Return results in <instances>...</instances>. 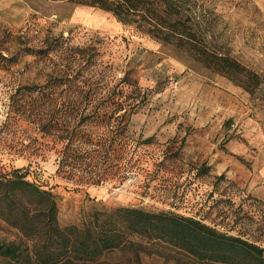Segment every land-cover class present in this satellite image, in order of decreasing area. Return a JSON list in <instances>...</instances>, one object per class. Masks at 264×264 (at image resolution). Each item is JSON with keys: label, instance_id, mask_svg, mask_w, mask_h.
Listing matches in <instances>:
<instances>
[{"label": "rangeland", "instance_id": "obj_1", "mask_svg": "<svg viewBox=\"0 0 264 264\" xmlns=\"http://www.w3.org/2000/svg\"><path fill=\"white\" fill-rule=\"evenodd\" d=\"M169 1L179 4L209 48L264 77V0ZM26 47L47 48V54H28ZM0 51L17 55L0 66L1 169H17L51 188L62 225L101 204L164 209L264 247V78L249 92L137 23L75 0H0ZM127 70L138 96L123 131L116 123L91 122L80 128L98 145L70 138L67 128L85 110L86 87L79 92L65 79L58 87L51 81L68 74L82 86L92 78L94 106L96 95L111 92ZM31 85L49 100L41 103ZM42 122H48L45 131ZM68 139L90 151V165L69 158L62 165ZM96 147L99 154L91 151ZM138 239L142 264H210L161 241ZM0 241L30 244L1 218Z\"/></svg>", "mask_w": 264, "mask_h": 264}, {"label": "trees", "instance_id": "obj_2", "mask_svg": "<svg viewBox=\"0 0 264 264\" xmlns=\"http://www.w3.org/2000/svg\"><path fill=\"white\" fill-rule=\"evenodd\" d=\"M75 1L111 12L125 24L137 23L143 32L173 44L204 67L227 76L249 92L260 86L264 78L235 56L220 54L209 48L204 38L194 29L189 16L181 12L177 3L169 0ZM24 50L28 54H47V48L26 47ZM80 50L82 51L81 48ZM16 61V54L5 55L0 51V66ZM85 61L90 60L87 57ZM128 71L114 83L111 92L95 94L98 100L94 106L93 94L90 92L96 89L97 84L92 78H84L82 86L75 83L76 76L68 74L65 78L62 74L51 81L58 87L64 84L65 79L68 87L72 86L79 92L86 87L82 94L85 110L77 124L67 128L70 138L75 136L83 138L76 139L79 142L98 145L99 140L93 142L94 138L86 128H80L81 125L91 122L97 126L116 123L119 132L123 131L122 128L124 129L134 112L135 104H132L134 102L131 99L138 96L132 89V82L127 80ZM33 86L26 87L41 94V103L49 100L45 90ZM101 87L106 88L104 82ZM34 103L32 109L38 106L36 100ZM68 105H71L72 111H78L75 109V102ZM41 128L47 130L48 122H42ZM70 140L61 149L62 165L68 158L73 159L74 163L90 165L85 162L88 157L86 152L90 151H82L79 143L74 144ZM117 149L119 153L121 147ZM108 150L105 149L104 154ZM91 151L100 153L98 147ZM94 157L96 156L90 155V158ZM136 160L138 159L130 167L137 164ZM83 168L87 167L84 165ZM25 176L26 174L19 173L17 169L3 171L0 166V218L16 228L30 243L23 246L21 241H0V259L4 262L142 264L140 253L144 246L138 238H146L161 241L196 260L210 264H264V247L173 210H152L136 206L107 207L101 204L86 211L78 222L62 225L58 219L57 197L51 188L42 187L27 180Z\"/></svg>", "mask_w": 264, "mask_h": 264}]
</instances>
